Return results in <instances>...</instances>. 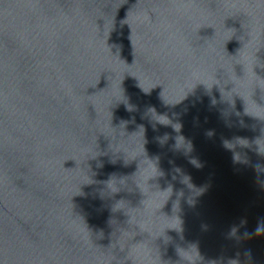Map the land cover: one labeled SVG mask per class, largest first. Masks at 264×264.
Wrapping results in <instances>:
<instances>
[{
	"label": "water",
	"instance_id": "water-1",
	"mask_svg": "<svg viewBox=\"0 0 264 264\" xmlns=\"http://www.w3.org/2000/svg\"><path fill=\"white\" fill-rule=\"evenodd\" d=\"M264 0H0V264H264Z\"/></svg>",
	"mask_w": 264,
	"mask_h": 264
},
{
	"label": "clouds",
	"instance_id": "clouds-1",
	"mask_svg": "<svg viewBox=\"0 0 264 264\" xmlns=\"http://www.w3.org/2000/svg\"><path fill=\"white\" fill-rule=\"evenodd\" d=\"M261 231H264V229H261V228H257V232L259 233V232H261Z\"/></svg>",
	"mask_w": 264,
	"mask_h": 264
}]
</instances>
